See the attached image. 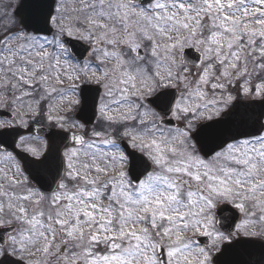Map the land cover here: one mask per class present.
Returning a JSON list of instances; mask_svg holds the SVG:
<instances>
[{
  "label": "snow or ice",
  "instance_id": "snow-or-ice-1",
  "mask_svg": "<svg viewBox=\"0 0 264 264\" xmlns=\"http://www.w3.org/2000/svg\"><path fill=\"white\" fill-rule=\"evenodd\" d=\"M5 17L0 264L264 249V0H21Z\"/></svg>",
  "mask_w": 264,
  "mask_h": 264
},
{
  "label": "flooded vegetation",
  "instance_id": "flooded-vegetation-1",
  "mask_svg": "<svg viewBox=\"0 0 264 264\" xmlns=\"http://www.w3.org/2000/svg\"><path fill=\"white\" fill-rule=\"evenodd\" d=\"M35 126H40V125H35ZM33 135H42V134L34 131ZM233 211H235V210H233ZM224 215L229 216L230 213H224ZM237 215H239V214L237 213ZM236 222L238 223L239 220H237ZM226 223H227V221H226ZM201 239L203 240L204 238H201ZM246 239L256 240L257 243L252 244V245L242 246L241 251H239V256H240V259L243 258L244 262L240 261V264H264V249H262L260 247L259 238L258 237H252V238H246ZM233 252H234V249L230 253V256L232 255ZM215 255H218V254H215ZM233 257H234V255H233Z\"/></svg>",
  "mask_w": 264,
  "mask_h": 264
},
{
  "label": "rangeland",
  "instance_id": "rangeland-1",
  "mask_svg": "<svg viewBox=\"0 0 264 264\" xmlns=\"http://www.w3.org/2000/svg\"><path fill=\"white\" fill-rule=\"evenodd\" d=\"M13 3H16L15 0H0V22H3L6 19L5 13H7L8 17L14 16L13 10L15 9L16 5H14L12 8ZM17 21L19 20L17 19Z\"/></svg>",
  "mask_w": 264,
  "mask_h": 264
},
{
  "label": "water",
  "instance_id": "water-1",
  "mask_svg": "<svg viewBox=\"0 0 264 264\" xmlns=\"http://www.w3.org/2000/svg\"><path fill=\"white\" fill-rule=\"evenodd\" d=\"M21 3V2H20ZM19 7V6H18ZM18 9V8H17ZM19 17V16H18ZM40 131V130H39ZM240 248H242V246L240 247ZM235 250H239V248L238 249H235ZM239 251H241V250H239ZM222 260H224V261H226V262H231V261H241V262H244V260H243V258H241L240 259V257L239 256H235V257H233V258H229V257H227V258H225V257H222Z\"/></svg>",
  "mask_w": 264,
  "mask_h": 264
}]
</instances>
